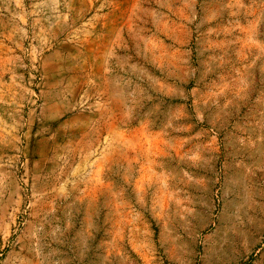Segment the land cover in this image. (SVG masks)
<instances>
[{
	"label": "rangeland",
	"instance_id": "obj_1",
	"mask_svg": "<svg viewBox=\"0 0 264 264\" xmlns=\"http://www.w3.org/2000/svg\"><path fill=\"white\" fill-rule=\"evenodd\" d=\"M0 264H264V0H0Z\"/></svg>",
	"mask_w": 264,
	"mask_h": 264
}]
</instances>
